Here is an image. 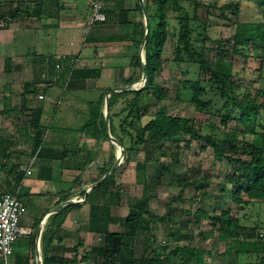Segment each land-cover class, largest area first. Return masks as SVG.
<instances>
[{
  "label": "trees",
  "instance_id": "16d2710c",
  "mask_svg": "<svg viewBox=\"0 0 264 264\" xmlns=\"http://www.w3.org/2000/svg\"><path fill=\"white\" fill-rule=\"evenodd\" d=\"M254 3L260 14L264 15V0H227L219 6L217 2L205 4L201 0H145L149 20V35L145 41L146 26L142 18L140 22L124 23L121 37L132 42V67L138 72L123 81L124 86H130L141 81L143 75L141 47L144 45L145 64L148 74L146 85L139 90H130L114 93L109 98L108 110L110 117V134L122 147L125 154V165H129L134 152L151 149L157 156V161L164 157L178 159L181 145L186 148L191 140L205 142L212 150L214 159L226 161L231 166L233 174L227 177V184L231 185L232 201L237 205L238 212L250 208L264 207V70L259 69L262 85L256 89L255 94L246 91L241 97L239 91L241 84L238 78L241 73L235 70L234 64L222 57L216 56L212 61L207 57V51L220 48L219 41H213L209 35L211 19H221L231 22L230 16L236 19L235 33L232 37L235 53L242 52L245 46L255 49L257 57L264 63V20L239 21L238 16L244 4ZM139 10L142 8L139 6ZM107 23L114 21L113 15L106 10ZM172 15L174 18L172 19ZM176 25L171 26V21ZM105 23V24H107ZM170 29H172L170 31ZM175 41L173 54L174 65L186 66L182 71L185 80L179 81L177 91L178 99L187 97L195 111L210 113L220 117L222 130L219 135H204L199 123L194 117H180L169 113L165 102L169 100L168 90L157 82L158 75L163 71L166 60L165 48L168 41ZM246 48V47H245ZM76 78L83 73H93L98 77V70H72L68 66L66 73ZM110 90L104 92L97 103L92 104V116L83 132L98 140H109L107 125L102 113L104 102ZM259 99H263L262 102ZM157 110L147 123L143 118L149 107ZM236 121L242 129L230 128L229 122ZM95 129L96 133H92ZM189 137V139H187ZM42 137H37L34 148L41 144ZM116 146L112 145V155L109 166L103 169L94 184H97L113 166ZM117 170L107 179L93 188L89 194L84 190L81 195L86 197L85 202L92 193L100 192L106 204H118L119 193L112 189L116 186ZM136 181L142 184L145 193L148 190L147 162L136 163ZM167 170V168H165ZM168 172V171H167ZM16 184L19 185L24 178V172L16 173ZM179 185L183 190L196 187L204 189L201 180L189 181L180 179ZM70 194L64 196L63 201L70 199ZM79 204H71L49 218L46 229L42 235L43 264H69L63 256L52 253L53 238L56 231H60L67 216ZM147 195L131 207V212L125 219L126 232L122 234H108L106 244L102 247L94 246L91 251L80 259L81 264H87L94 255L106 260V264H205L203 249L190 246H159L154 248L150 239L153 238L154 226L158 222L168 223L174 216L172 213L158 217L149 210ZM194 220L200 224L205 219L218 233V240L225 243L226 255L253 256L255 262L247 264H264V223L256 222L253 226L243 223V217H233L229 209H221L216 205L213 213L198 210L193 214ZM116 220V219H113ZM41 219L38 220V223ZM129 229V230H128ZM173 237L180 238L179 233ZM121 238L119 246L114 247L113 238ZM125 236H128L125 238ZM143 238L144 247L140 258L133 251L132 238ZM130 240V241H129ZM36 237L30 238L31 251L20 255L16 264H30L34 258ZM82 243L73 248H66L64 252L73 254L74 259ZM126 248L121 251V246ZM211 253L208 252V255ZM0 264H5L0 261ZM97 264V263H95Z\"/></svg>",
  "mask_w": 264,
  "mask_h": 264
},
{
  "label": "crops",
  "instance_id": "0c3cea01",
  "mask_svg": "<svg viewBox=\"0 0 264 264\" xmlns=\"http://www.w3.org/2000/svg\"><path fill=\"white\" fill-rule=\"evenodd\" d=\"M87 1L0 0V195L18 192L22 185L27 187L25 197L47 191L46 198L51 199L49 209L36 210L35 216L28 215L25 205L27 213L20 225L30 234L15 242L7 264H16L17 257L30 253L33 236L36 247L30 264H43L42 242L38 247L37 240L42 241L49 218L55 214L49 212L59 205L79 204L76 200L80 198L86 200L81 193H87L109 166L113 143L107 123L109 140L83 132L92 116L91 105L107 90L124 86L125 79L140 73L132 67V42L123 39L121 31L124 23L144 19L139 10L142 0H105L114 21L90 30L85 19L90 7ZM140 54L142 58L144 49ZM69 65L72 70H98V77L86 72L72 78L71 71L66 73ZM102 113L106 121L105 102ZM39 136L41 144L34 148ZM27 167L32 175L23 171ZM20 171L24 178L17 185L15 175ZM34 175L38 181L30 179ZM68 194L71 197L64 202ZM115 205L106 204L100 192L92 193L56 231L52 253L72 258L64 249L75 247L76 239L81 247L87 238L93 247L104 246L111 234Z\"/></svg>",
  "mask_w": 264,
  "mask_h": 264
},
{
  "label": "rangeland",
  "instance_id": "374dc122",
  "mask_svg": "<svg viewBox=\"0 0 264 264\" xmlns=\"http://www.w3.org/2000/svg\"><path fill=\"white\" fill-rule=\"evenodd\" d=\"M81 1L83 3L88 2L87 0ZM201 1L205 4L217 2L219 6L227 2V0ZM173 18L174 15H172ZM230 18L231 22L221 19H211L209 35L213 41L220 42V48L210 52L207 51V57L212 61L215 60L216 56L231 61L234 64L235 70L241 73L238 78V83L241 84L239 95L242 97L246 91L255 94L256 89L262 85L259 69L263 68L264 70V63L262 64L261 60L257 57L255 49H247V46L241 50L242 52H234L232 37L235 33V24L233 23H235L236 19L232 16ZM237 18L239 21H263L264 15L260 14L254 3L248 2L244 4L243 10ZM172 25H176L173 20L171 21ZM68 40L70 39H67L66 42ZM174 44L175 41L170 38L164 53L166 63L163 71L157 77V82L169 92V100L165 102L169 108V113L180 117H194L201 123L204 135H219L223 129L220 117L210 113L197 112L186 96H184L185 99H178L177 97L179 81L185 80L188 77L186 78L182 75V71L187 70L186 66L178 67L173 63ZM146 83L138 81L132 85L136 89H141ZM259 101L262 102L263 99H259ZM156 110L157 107L155 106L149 107L143 118L144 124L151 119ZM229 126L233 129H242V126L236 121H230ZM117 155H119L118 147L115 149L116 158ZM132 157V162L129 165H125V154L124 152L122 153L121 165L116 174V186L113 187L112 191L115 194L119 193L120 199L118 200V204L112 207L113 217L116 220L110 221L111 234L123 235L126 232L125 219L131 212V207L141 201L146 194L149 210L152 214L163 217L172 213L174 216L172 218L174 220H170L168 223L158 222L155 224L153 231L154 239H150L154 248L165 245H170L171 247L180 245L203 249L207 252L204 255L205 264H247L255 262L253 256L238 257L224 254L226 245L218 240V233L212 228L210 222L203 219L200 224H197L194 220L193 214L198 210L213 213L216 205L220 204V208L229 209L233 217L245 216L243 223L246 225L253 226L256 222L262 221L264 223V207L263 209L249 207L243 212H238L237 205L231 199V185L226 182L227 177L232 176L233 170L228 162L215 160L212 150L205 142L192 139L191 145L188 148L182 143L181 151L176 161L172 157H164L160 161H157V156L152 153L151 149L134 152ZM139 161L147 162L149 188L146 193L144 186L136 181L135 169L136 163ZM30 179L38 181V175H34ZM180 179L189 181L201 180L204 182L205 188L197 189L196 187H192L183 190L182 186L179 185ZM26 188L22 185L19 186L17 194L24 205H27L29 216H35L37 214L36 210H40L41 208L49 209L46 206L51 199L46 198L48 196L47 191L43 195L25 197ZM173 233H179L181 235L180 238L173 237ZM127 237L125 236V238ZM142 239L136 236L132 238L133 251L137 255V258H140L144 249ZM72 243L77 246L79 240L76 239ZM93 245V241L91 242L90 238H87L85 244L80 247V252L77 254L76 259L68 258L69 264H81L80 259L85 253L91 251ZM125 248L126 245H122L120 249L122 251ZM208 252L211 254L208 255ZM95 263L106 264V260L94 255L87 264Z\"/></svg>",
  "mask_w": 264,
  "mask_h": 264
},
{
  "label": "built area",
  "instance_id": "2783aa9c",
  "mask_svg": "<svg viewBox=\"0 0 264 264\" xmlns=\"http://www.w3.org/2000/svg\"><path fill=\"white\" fill-rule=\"evenodd\" d=\"M89 10L85 16L87 29L90 30L97 24H105L108 21L106 13L105 0H89ZM57 69H62L61 65H57ZM40 99L44 97L39 96ZM26 175H32L31 167L24 168ZM87 189V193L90 192ZM4 193L0 195V261L5 264L11 259L14 254V244L18 239L27 237L30 232L21 227L20 222L22 217L27 213V207L19 199L17 194ZM77 203H85V198L76 200ZM44 224L40 227V234L44 229ZM40 237L37 240V245L40 247Z\"/></svg>",
  "mask_w": 264,
  "mask_h": 264
},
{
  "label": "water",
  "instance_id": "95a60500",
  "mask_svg": "<svg viewBox=\"0 0 264 264\" xmlns=\"http://www.w3.org/2000/svg\"><path fill=\"white\" fill-rule=\"evenodd\" d=\"M141 8H142V11H143V15H144V19H145V26H146V36H145V41L147 40L148 38V35H149V31H150V28H149V20H148V13H147V9H146V6H145V3L143 2V0L141 1ZM144 45H145V42L144 44L142 45L141 47V51L144 49ZM142 71H143V75L141 77V81L142 82H147V79H148V74H147V69H146V64H145V60H144V55H142ZM130 90H139V89H136L135 87L132 86H121V87H116L114 89H112L107 97H106V101H105V105H106V111H107V115H106V123L108 125V130L110 129V117H109V112H108V104H109V98L112 94L114 93H121V92H125V91H130ZM110 132V130H109ZM112 139V143L118 147L119 149V155H117V158H116V161L115 163L113 164V166L110 168V170L108 171V173L95 185L91 186L90 189L94 188L95 186H97L98 184H100L101 182H103L105 179H107L111 174H113L118 167H120L121 165V157H122V153H123V149L122 147L119 145V143L114 140L113 137H111ZM114 140V141H113ZM65 207V205H59L57 206L56 208H54L53 210H51L49 212V214H54V213H57L58 211H60L61 209H63ZM121 243V238L118 237V236H115L113 238V245L114 247H117L119 246ZM42 264V263H40Z\"/></svg>",
  "mask_w": 264,
  "mask_h": 264
}]
</instances>
